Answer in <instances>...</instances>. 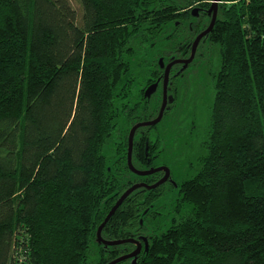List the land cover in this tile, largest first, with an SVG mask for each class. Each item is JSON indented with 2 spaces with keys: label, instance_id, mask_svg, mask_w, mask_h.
Masks as SVG:
<instances>
[{
  "label": "trees",
  "instance_id": "obj_1",
  "mask_svg": "<svg viewBox=\"0 0 264 264\" xmlns=\"http://www.w3.org/2000/svg\"><path fill=\"white\" fill-rule=\"evenodd\" d=\"M80 2L79 14L70 0H0V264H107L136 249L99 242L98 228L127 188L162 176L129 168L130 129L159 114L161 90L155 102L144 91L162 83L160 59L189 57L209 22H191L208 0ZM209 49L219 64L207 56L214 98L197 168L138 188L102 231L144 234L136 264H264V0H222L196 58ZM161 122L136 132L138 169L160 165L150 132Z\"/></svg>",
  "mask_w": 264,
  "mask_h": 264
},
{
  "label": "rangeland",
  "instance_id": "obj_2",
  "mask_svg": "<svg viewBox=\"0 0 264 264\" xmlns=\"http://www.w3.org/2000/svg\"><path fill=\"white\" fill-rule=\"evenodd\" d=\"M71 4L81 13L80 0H70ZM171 26V25H170ZM197 50V49H196ZM211 65L219 64L217 50L208 51ZM194 55L191 66L184 70L178 77L179 96L173 109H171L158 128L150 132L152 140L160 139V160L158 164L167 163L176 180L189 177L198 166V157L205 151L202 140L209 124L210 107L214 98L211 79L208 74L210 63L205 62V56L199 61ZM196 59V60H195ZM205 63V64H204ZM159 89L148 95L150 102L158 101ZM110 155L113 149H108ZM163 163V164H162ZM175 190L170 191L163 199L165 208L160 211L165 213Z\"/></svg>",
  "mask_w": 264,
  "mask_h": 264
},
{
  "label": "water",
  "instance_id": "obj_3",
  "mask_svg": "<svg viewBox=\"0 0 264 264\" xmlns=\"http://www.w3.org/2000/svg\"><path fill=\"white\" fill-rule=\"evenodd\" d=\"M219 1L220 0H213L211 8L209 9V12L213 13L212 20H211L209 26L196 37V39L193 43L192 55L189 58H187V59H176V60L169 62L167 65L164 63L162 58L160 59L161 66L164 67V69H165L162 105L160 107V111H159V114L157 115V117H155L154 119H151V120L140 121L131 127L130 133H129L128 164H129V168L134 173H136L138 175H142V176L150 175V174H153V173L159 172V171H164L165 174L161 179H159L157 182H155L153 184H147L145 182L135 183V184L131 185L129 188H127L120 195V197L117 199V201L115 202V204L113 205V207L111 208V210L109 211L107 216L105 217L104 221L100 224V226L98 228V232H97L98 240H99V242L104 243L107 246L119 245V244L125 243L127 241H135L134 239L107 240V239H104L102 236V231H103L105 225L108 223L110 218L114 215V213L119 208V206L126 200V198L132 192H134L136 189H138L140 187H145L147 189H154V188L160 186L161 184L165 183L170 177L171 169L167 165H162V166L153 167V168H149V169H138L137 167L134 166V164L132 162L134 138H135L136 131L138 130V128L144 127V126H154L162 120L164 113H165V110L167 108L168 102L172 101V97L168 95V83H169V77H170L171 69H172L173 65L178 63V62H182L184 64L183 68H185L193 60L199 41L201 40V38H203V36H205L206 34H208L212 30V28L215 24V21L217 18V9H218ZM194 10L196 11V8H194ZM195 11H193V12H195ZM194 14H196V13H194ZM157 86H158V82L151 84L146 89V94L147 95L151 94L153 91L156 90ZM135 243H137L138 247L134 251H132L131 253H128V254H124L120 257H117L116 259L110 261L107 264H115L117 262L126 260L128 258H133L132 263L136 264V257L141 250L142 244L140 241H135Z\"/></svg>",
  "mask_w": 264,
  "mask_h": 264
},
{
  "label": "flooded vegetation",
  "instance_id": "obj_4",
  "mask_svg": "<svg viewBox=\"0 0 264 264\" xmlns=\"http://www.w3.org/2000/svg\"><path fill=\"white\" fill-rule=\"evenodd\" d=\"M208 2L210 3L209 4V6H210V8H211V5H212V3H213V0H208ZM222 2V0H220L219 1V4ZM219 4H218V7H219ZM209 6H206V5H196V11L193 9L192 10V15H193V17L194 18H192V20H191V22L192 23H194V24H196V26H199L200 24H202V26L204 25V24H206V22H207V20H209V22L207 23V25L205 26V27H202L201 28V31L199 32V33H197L196 34V36H195V39H196V37L202 32V31H204L208 26H209V24H210V22H211V20H212V17H213V13H211V12H209ZM193 11H195V12H193ZM217 11H218V9H217ZM194 13H196V14H194ZM200 19V20H199ZM195 39L192 41V49H193V43H194V41H195ZM199 44H200V41H199V43H198V46H199ZM197 46V47H198ZM197 49V48H196ZM210 50V49H209ZM195 53H196V51H195ZM191 55H192V53H191ZM190 55V56H191ZM189 56V57H190ZM204 56H205V62H206V60L208 59V54L206 53L205 55L203 54V57H202V59L204 58ZM189 57H177L176 59H187V58H189ZM207 57V58H206ZM176 59H174V60H176ZM173 61V60H172ZM193 61V60H192ZM192 61L189 63V64H192ZM171 62V61H170ZM165 63V62H164ZM169 63V62H168ZM168 63H166V65L168 64ZM177 64H180V65H182L183 63L182 62H178V63H176V64H174L173 65V67H172V69H171V72H170V77H169V83H170V78H171V76H173V68H174V66L175 65H177ZM205 64V63H204ZM209 68V71H208V74H209V76H210V71H211V67L209 66L208 67ZM163 70L165 71V69L163 68ZM164 71H163V76H162V83L161 84H159L158 83V86H157V88L156 89H159V91L161 90V94H162V97H161V105H162V101H163V83H164ZM153 83H155V82H152V83H150V85L151 84H153ZM169 83H168V95L169 96H171V92H170V90H169ZM149 85V86H150ZM148 86V87H149ZM147 87V88H148ZM146 88V89H147ZM146 89H145V91H144V93L146 94ZM147 95V94H146ZM171 102H168V105L170 104ZM168 105H167V107H168ZM165 114V113H164ZM163 118H164V116H163ZM154 119V118H153ZM162 121V120H161ZM160 121V122H161ZM157 125V124H156ZM145 127V126H144ZM137 132V131H136ZM136 136V135H135ZM164 165H166V164H164ZM158 166H162L161 164L160 165H158ZM158 166H156V167H158ZM160 172V171H159ZM163 172V174H162V176L160 177V179L164 176V174H165V172L164 171H162ZM173 178H174V175H173V172H172V170H171V174H170V177H169V179L166 181V182H172V180H173ZM174 182H175V180H173ZM140 183V182H139ZM164 184V183H163ZM137 190V189H136ZM158 212H161L160 210H158ZM139 239H141V240H137V239H134L135 241H140L141 242V244L144 242V241H146L145 243H143V244H145V248H148V240H147V238H146V236L144 235V234H141V235H139ZM143 238L145 239L144 241H143ZM135 241H130V242H133L135 245H136V248L138 247V245H137V243H135ZM128 242V241H127ZM126 243V242H125ZM142 244V247H141V250L143 249V245ZM141 250H140V252H141ZM134 251V250H133ZM139 252V253H140ZM131 253V252H130ZM138 256V255H137ZM129 259V258H128ZM133 259V258H132Z\"/></svg>",
  "mask_w": 264,
  "mask_h": 264
}]
</instances>
